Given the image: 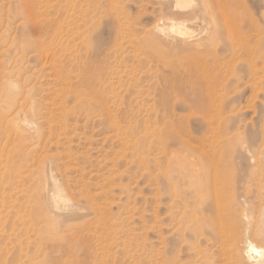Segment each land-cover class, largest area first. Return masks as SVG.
<instances>
[{
    "label": "rangeland",
    "instance_id": "1",
    "mask_svg": "<svg viewBox=\"0 0 264 264\" xmlns=\"http://www.w3.org/2000/svg\"><path fill=\"white\" fill-rule=\"evenodd\" d=\"M70 1L37 0L27 13L22 0H0V264H252L245 240L264 246V0H206L215 14L191 25V43L212 31L218 42L200 53L165 45L181 39L167 30L172 0ZM254 29L247 61L242 39ZM16 114L34 127L25 141ZM44 167L64 212L48 208ZM174 183L190 198L206 187L203 200L219 206L197 237L187 210L171 214ZM235 227L228 251L217 236Z\"/></svg>",
    "mask_w": 264,
    "mask_h": 264
},
{
    "label": "bare ground",
    "instance_id": "2",
    "mask_svg": "<svg viewBox=\"0 0 264 264\" xmlns=\"http://www.w3.org/2000/svg\"><path fill=\"white\" fill-rule=\"evenodd\" d=\"M23 1V7H24V11H26L27 13H30L31 11H32V9L34 8L33 6L37 3V0H22ZM39 1V0H38ZM208 2H210L209 0H207ZM206 0H197V3L196 4H194V2H196L195 0H172V7L171 8H173V10H177V12H175L174 13V15L175 16H172V17H168L167 18V20H168V25H167V30L168 31H170V32H173V33H175L176 35H178V36H180L181 37V39H171V40H168L167 38H164L163 40H164V43H165V45H167L169 48H173V49H182V51H185V53H187V52H191V51H196V52H198V53H200V52H202V48L203 47H205V46H208V47H212L216 42H218V41H216V39H215V36H213V31L212 30H215V28L214 29H211V34H210V36H208V38L206 39V40H204L203 42H201V43H197V44H192L191 42L193 41L192 39H191V35L192 34H190L191 32H190V27H191V25L192 24H194V23H197V22H204V16H210V14L211 13H214V12H212L211 10H210V7L208 8V5H209V3L207 2ZM216 1H218L219 2V0H216ZM170 2V1H169ZM207 2V3H206ZM217 2V3H218ZM43 3V2H42ZM48 4V3H47ZM69 4V3H68ZM68 4H67V6H68ZM219 4V3H218ZM37 5V4H36ZM35 5V6H36ZM194 5V6H193ZM66 6V8H68ZM74 6H76L75 5V3L73 2V0H71L70 1V4H69V8H73ZM219 6V5H218ZM56 7H58V5L56 6ZM214 7V6H213ZM75 8V7H74ZM56 9V8H55ZM65 9V8H64ZM34 10H35V8H34ZM62 10V9H61ZM66 10V9H65ZM70 10V9H69ZM74 10V9H73ZM219 10V9H218ZM246 11V10H245ZM74 12V11H73ZM248 12V11H247ZM38 13H39V11H38ZM65 13H67V11H65ZM32 14H34V13H32ZM46 14V13H45ZM64 14V13H63ZM62 14V15H63ZM215 14V13H214ZM232 14V13H231ZM234 14V13H233ZM232 14V15H233ZM29 15V14H28ZM248 15H249V13H248ZM45 16V15H44ZM211 16H213V14L211 15ZM29 17V16H28ZM34 17H35V15H34ZM63 17H65V16H63ZM234 17V16H233ZM66 18H68L67 16H66ZM30 19V18H29ZM46 19V18H45ZM213 19H214V17L213 18H209V25H210V27H212L213 26V24H215L214 22H213ZM31 20V19H30ZM35 20V19H34ZM24 21V20H23ZM39 22V21H38ZM65 22V21H64ZM24 23V22H23ZM61 23L62 22H60V25H61ZM67 24V23H66ZM252 24H253V21H252ZM255 24V23H254ZM33 25L34 26H37L35 23H33ZM42 25V24H41ZM258 25V24H257ZM252 26V25H251ZM255 26V25H254ZM43 27V26H42ZM253 27V26H252ZM257 27V26H256ZM258 27H259V25H258ZM257 27V28H258ZM54 28V27H53ZM253 28H255V27H253ZM263 28V27H262ZM57 29V28H56ZM37 30H38V28H37ZM46 30V29H45ZM160 30L161 31H164V28H160ZM253 30V29H252ZM63 31V30H62ZM66 31V30H65ZM251 31V30H250ZM260 31L262 32V30H257V29H254V32H255V34L254 35H252V36H246V37H244L243 39L240 37V39H242L243 40V44H244V50H243V54L241 55V56H245V58H247V61H248V58H249V56H251V49H252V46H251V44H250V42L252 41L251 39H252V37L253 36H258V34L260 35L261 33H260ZM39 32V31H38ZM249 32V31H248ZM43 33H45V32H43ZM57 33V32H56ZM242 33V32H241ZM250 33V32H249ZM41 34V33H40ZM64 34H65V32H64ZM69 34V33H68ZM68 34H67V36H68ZM165 34V33H164ZM253 34V33H252ZM54 35H56V34H54ZM237 35H238V33H237ZM246 35H247V33H246ZM264 35V34H263ZM64 36V35H63ZM231 36V35H230ZM261 36V35H260ZM55 37V36H54ZM165 37H166V35H165ZM207 37V36H206ZM228 37V36H227ZM239 37V36H238ZM237 37V38H238ZM247 37H249V38H247ZM53 38V37H52ZM73 38V37H72ZM229 38V37H228ZM233 38V37H232ZM261 38V37H260ZM38 39V38H37ZM66 39V38H65ZM64 39V40H65ZM194 39V38H193ZM261 39H263L264 40V38H261ZM260 39V40H261ZM202 40V39H201ZM230 40V39H229ZM65 41H67V40H65ZM197 41V40H196ZM69 42V41H68ZM71 42V41H70ZM74 42V41H73ZM237 42H238V40H237ZM236 42V43H237ZM241 43H242V41H240ZM252 42H254V41H252ZM261 42V41H260ZM25 43V42H24ZM62 43V42H61ZM63 43H64V41H63ZM261 43H263V42H261ZM69 44V43H68ZM217 44V43H216ZM8 45V44H7ZM53 45V44H52ZM240 45V44H239ZM262 45H264V44H262ZM42 46H43V42H42ZM44 47H45V45H44ZM67 47H68V45H67ZM235 47V46H234ZM241 47V46H240ZM261 47V46H260ZM263 47V46H262ZM261 47V48H262ZM47 48V47H46ZM49 48H50V46H49ZM31 49V48H30ZM64 49H65V47H64ZM211 49H213V47L211 48ZM243 49V48H242ZM254 49V48H253ZM252 49V50H253ZM262 49H264V47L262 48ZM62 50V49H61ZM73 50H75V49H73ZM237 50V49H236ZM261 50V49H260ZM51 51V50H50ZM65 51V50H64ZM218 51V50H217ZM239 51V50H238ZM238 51H236V52H238ZM43 52H45V51H43ZM48 52V51H47ZM70 52V51H69ZM68 52V53H69ZM260 52V51H259ZM258 52V53H259ZM52 53V52H51ZM71 53V52H70ZM69 53V54H70ZM234 53V52H233ZM239 53H240V51H239ZM64 53H62V55H63ZM235 54V53H234ZM233 54V55H234ZM253 54V53H252ZM60 55V54H59ZM66 55V54H65ZM64 55V56H65ZM237 55V54H236ZM57 56V55H56ZM75 56V55H74ZM235 56V55H234ZM255 56V55H254ZM54 56H52V58H53ZM73 57V56H72ZM228 57V56H227ZM57 58V57H56ZM59 58V57H58ZM69 58V57H68ZM186 58V57H185ZM240 58V57H239ZM67 60H69V59H67ZM70 60H71V58H70ZM249 60H250V58H249ZM256 60V59H255ZM76 61V60H75ZM263 61V60H262ZM207 62V61H206ZM52 63V62H51ZM72 63V62H71ZM256 63V62H255ZM58 64V63H57ZM68 64V63H67ZM74 64H75V62H74ZM73 64V65H74ZM246 64H248L249 65V62L248 63H246ZM69 65H70V63H69ZM68 65V66H69ZM247 65V66H248ZM54 66H58V65H56V64H54ZM61 66V65H60ZM59 67V66H58ZM57 67V68H58ZM65 67V66H64ZM252 67V66H251ZM256 67V66H255ZM56 68V67H55ZM56 68V69H57ZM192 68V67H191ZM258 68V67H257ZM63 69V68H62ZM71 69V68H70ZM263 70V69H262ZM62 71L63 70H61V71H59V72H61L62 73ZM71 71V70H70ZM73 71V70H72ZM190 71H192V69H190ZM258 71V70H257ZM68 73V72H67ZM66 73V74H67ZM70 73V72H69ZM197 73V72H196ZM198 73H203V71H198ZM256 73V72H255ZM257 73H259V72H257ZM200 76H202V75H200ZM77 77V76H76ZM251 77H253V76H251ZM260 77V76H259ZM263 76H261L260 78H262ZM67 78V77H66ZM85 78H87L86 76H85ZM250 78V77H249ZM10 79V78H9ZM252 79V78H251ZM85 80H90V79H85ZM11 81V80H10ZM13 81V80H12ZM256 81H258V80H256ZM261 80L259 79V82H260ZM7 82H8V80H7ZM13 82H15V80L13 81ZM199 82L202 84V81H200L199 80ZM251 82V81H250ZM4 83H6V82H4ZM3 83V84H4ZM9 83V82H8ZM198 83V82H197ZM252 83V82H251ZM15 84V83H14ZM192 84V83H191ZM195 85H196V83H195ZM195 85H191V86H193L194 88H195ZM3 86V85H2ZM8 86V85H7ZM17 86V85H16ZM22 86V85H21ZM199 86V85H198ZM251 86V85H250ZM258 87H259V85H257ZM264 86V85H263ZM10 87V86H9ZM186 87V86H185ZM201 87H202V85H201ZM200 87V88H201ZM194 88L192 89L193 91H194ZM2 89V88H1ZM190 89H191V87H190ZM198 89H199V87H198ZM201 89H203V88H201ZM6 90H7V88H6ZM16 90V89H15ZM262 90H263V88H262ZM75 91H76V89H75ZM196 91V90H195ZM194 91V92H195ZM200 90H198L197 92H199ZM202 91V90H201ZM18 92H19V90H18ZM21 92V91H20ZM197 92H195L196 94H197ZM203 92V91H202ZM3 93V92H2ZM6 93V92H5ZM8 94L10 95V96H8V97H12V98H14L13 96H14V90H13V88L11 87L10 88V91L8 92ZM7 94V95H8ZM198 94H200V93H198ZM6 95V94H5ZM16 96H17V94H16ZM15 96V98H17ZM11 98V99H12ZM23 98H25V97H23ZM17 100V99H16ZM26 100V99H25ZM24 100V101H25ZM195 101V100H194ZM1 102V101H0ZM17 102V101H16ZM15 102V103H16ZM195 102H197V101H195ZM19 104V103H18ZM29 104V103H28ZM32 104V103H31ZM103 104V103H102ZM200 105V103H198V106ZM215 105H217V104H215ZM25 106V105H24ZM23 106V107H24ZM220 106V105H219ZM6 107V106H5ZM31 107V106H30ZM34 107V106H33ZM25 108H27V105H26V107ZM32 108V107H31ZM194 108H196V107H194ZM6 110V109H5ZM19 110V112H20V110H21V108L20 109H17V111ZM24 110V109H23ZM34 110V109H33ZM213 110V109H212ZM218 110V109H217ZM7 111V110H6ZM221 111V110H220ZM18 112V113H19ZM24 112V111H23ZM9 113V112H8ZM16 113V112H15ZM20 114H23V113H20ZM20 114H16V117L15 118H17V119H19L20 120V123H13V131H15V133H16V135L17 136H15V138H17L18 137V139L20 140V139H22V140H26V139H29L28 138V133L29 132H31L32 130H33V128H32V130L30 131V129H29V125H32V123H31V121H30V119H28L25 115H20ZM10 116V115H9ZM14 116V115H13ZM12 116V117H13ZM2 117V116H1ZM0 117V118H1ZM18 117H20V118H18ZM4 119V118H3ZM9 120H10V118H8ZM14 119V118H13ZM17 119H14L15 121L17 120ZM6 121V120H5ZM18 121V120H17ZM33 121V120H32ZM2 122V124H3V121H1ZM1 122H0V124H1ZM11 124H12V118H11ZM11 124L9 125V124H7V125H9V126H11ZM5 125H6V123H5ZM6 125V126H7ZM34 125V124H33ZM2 126V125H1ZM4 126V125H3ZM5 126V127H6ZM35 126H37V124L35 125ZM8 127V126H7ZM2 128V127H1ZM11 129L12 128H10V131L9 132H12L11 131ZM36 129V128H35ZM38 131H39V129H38ZM180 131V130H179ZM178 131V132H179ZM4 132V131H3ZM177 132V133H178ZM184 132H186V131H184ZM6 133V132H5ZM183 133V132H182ZM187 133V132H186ZM3 134V133H2ZM7 134V133H6ZM14 134V133H13ZM34 134L36 135V132H34ZM171 134V136L173 135L172 133H170ZM181 134V133H180ZM179 134V135H180ZM1 135V134H0ZM5 135V134H4ZM8 135V134H7ZM12 135V134H11ZM40 135V134H39ZM13 136V135H12ZM1 137H2V135H1ZM9 137V136H8ZM187 137V136H186ZM7 138V137H6ZM6 138H4L5 140H6ZM39 139H41V137H38ZM175 138V137H174ZM31 139V138H30ZM180 139V138H179ZM18 140V141H19ZM1 141H3V140H1ZM0 141V142H1ZM9 141V140H8ZM7 141V142H8ZM32 141V140H31ZM11 142H13V141H11ZM186 142V141H185ZM4 143V142H3ZM5 144V143H4ZM16 144V146L17 145H19V142H17V143H15ZM30 144V143H29ZM33 144V143H32ZM183 144V143H182ZM1 145V144H0ZM7 145V144H6ZM19 146H21V145H19ZM18 146V147H19ZM30 146V145H29ZM28 146V147H29ZM8 147V146H7ZM13 148H14V146H12ZM27 147V146H26ZM4 148V147H3ZM6 148V147H5ZM4 148V149H5ZM22 148H23V146H22ZM21 148V149H22ZM34 148V147H33ZM7 149V148H6ZM13 150V149H12ZM34 150H35V148H34ZM33 151V150H32ZM25 152H27V151H25ZM6 153V152H5ZM182 154V153H181ZM6 154H4V156L3 157H5L6 158V156H5ZM9 155H10V153H9ZM13 155V154H12ZM24 155V154H23ZM11 157H13V156H11ZM2 158V157H1ZM10 158V157H9ZM14 158V157H13ZM13 158H11V159H13ZM16 158H17V156H16ZM184 158V157H183ZM8 159V158H7ZM23 159H26V158H22V160ZM3 160V159H2ZM9 160V159H8ZM4 161H5V159H4ZM11 161V160H10ZM9 161V162H10ZM19 161H21V160H19ZM18 161V162H19ZM45 162H46V160H44ZM2 162V161H1ZM0 162V163H1ZM8 162V163H9ZM29 162V161H28ZM27 162V163H28ZM45 162H42V163H44V164H46ZM182 162V161H181ZM47 163H48V161H47ZM183 163V162H182ZM185 163V162H184ZM1 165V164H0ZM19 165V164H18ZM173 165V164H172ZM215 165V164H214ZM2 166V165H1ZM4 166V165H3ZM3 166L2 167H0V168H3ZM7 166V165H6ZM23 166V165H22ZM29 166V165H28ZM27 166V167H28ZM39 166V165H38ZM41 166V165H40ZM44 166H46V165H44ZM167 166V165H166ZM13 167H15V165L13 166ZM17 167V166H16ZM43 167V166H42ZM19 168V167H18ZM18 168H16V169H18ZM25 168H26V166H25ZM38 168V167H37ZM40 168V167H39ZM38 168V169H39ZM44 168H46V167H44ZM169 168V167H168ZM167 168V169H168ZM185 168V167H184ZM187 168V167H186ZM259 168V167H258ZM257 168V169H258ZM261 168V167H260ZM4 169V168H3ZM9 169V167L7 168V170ZM15 169V170H16ZM22 169V168H21ZM191 169V168H190ZM194 169V168H193ZM2 169H0V171H1ZM12 170V169H11ZM26 170H27V168H26ZM30 170H32V169H29V171ZM198 170V169H197ZM259 171H260V169H258ZM17 171V170H16ZM20 171H22V170H20ZM41 171V170H40ZM163 171H166V170H163ZM259 171H258V173H259ZM4 172H6V170L4 171ZM13 172H14V170H13ZM23 172V171H22ZM31 172V171H30ZM162 172V171H161ZM176 172V171H175ZM186 172V171H185ZM187 173V172H186ZM5 174V173H4ZM8 174H9V171H8ZM31 174V173H30ZM5 175H7V174H5ZM32 175V174H31ZM34 175V174H33ZM38 175H40V174H38ZM42 175V174H41ZM20 176V175H19ZM44 183H45V187H44V195H45V198L47 199V201H48V208L52 211V212H54V213H58L59 211H61L62 209H65L66 208V199H65V197L63 196V194H62V190H61V187H60V185H59V183L57 182V180L54 178V176L52 175V173H51V169L49 168V167H47L46 169H45V172H44ZM61 176V175H60ZM194 176H195V174H194ZM11 177V176H10ZM16 177V176H15ZM166 177V176H165ZM17 178H19V177H17ZM21 178V177H20ZM36 178V177H35ZM42 178V177H41ZM61 179H62V177H61ZM197 179V178H196ZM215 179H217V178H215ZM2 180V179H1ZM20 180H22V179H20ZM20 180H18V181H20ZM31 180V179H30ZM171 180V179H170ZM189 180V179H188ZM203 180H204V182H203V184H204V186H208V187H211V185H212V188H214V179L213 178H210V177H206L205 175L203 176ZM5 181V180H4ZM17 181V180H16ZM64 181V180H63ZM63 181H62V183H63ZM172 181V180H171ZM11 183H13V181H10ZM43 182V181H42ZM0 183H1V181H0ZM2 183H4V182H2ZM1 183V184H2ZM37 183V182H36ZM34 184H35V182H34ZM33 184V185H34ZM65 184V183H64ZM64 184H63V186H64ZM10 185V184H9ZM13 185V184H12ZM17 185V184H16ZM160 185V184H159ZM35 186V185H34ZM176 186H177V184H176ZM3 187V186H2ZM11 188V187H10ZM33 188V187H32ZM43 188V187H42ZM14 189V188H13ZM65 189H66V187H65ZM231 189H233V188H231ZM6 190V189H5ZM10 189H8V190H6L7 192L9 191ZM31 190V189H30ZM205 190H207V188L205 187V189L202 187V190H200L199 192H200V194L199 193H197L195 196H193V197H189L188 196V194H186L185 192H180V190H177V188L175 187V183L174 184H171V187H170V196H171V203H170V209H171V214L172 215H174V208H179V209H181L182 211H181V213L183 214L184 212H185V214L187 213L186 212V210L188 211V213H187V216H189V219H190V221L192 222V225L190 226V232L192 233V236L193 237H197L200 233H203V232H201L202 231V229L203 228H207L208 226H213V224H215L214 222H213V218L214 217H212V215H211V212H212V210H216L217 211V208L219 207H217V203L216 202H214V204L211 206V208L209 207V205L208 204H206V202L203 200V195L201 194L202 192H204ZM33 191V190H32ZM38 191V190H37ZM67 191V190H66ZM159 191V190H158ZM17 192H19V191H17ZM20 192H22V191H20ZM25 192V191H24ZM230 192V191H229ZM3 193V192H2ZM13 193V192H12ZM31 193H33V192H31ZM68 193V192H67ZM159 193L160 192H158V195H159ZM18 194V193H17ZM26 195H27V192L25 193ZM40 194V193H39ZM229 194V193H228ZM3 195V194H2ZM14 195V194H13ZM24 195V194H23ZM205 195V194H204ZM231 195H233V194H231ZM10 196H12L11 194H10ZM31 196V195H30ZM32 196H34L35 197V195L34 194H32ZM161 196V195H160ZM225 196H227V195H225ZM24 196H22V198H23ZM18 198V197H17ZM33 198V197H32ZM36 198V197H35ZM34 198V199H35ZM38 198V197H37ZM168 198V197H167ZM39 199H41V198H39ZM170 199H168V200H170ZM227 199V198H226ZM26 200V199H25ZM24 200V201H25ZM27 201V200H26ZM25 201V205H26V202ZM30 201V200H29ZM32 202L34 201H37V199L36 200H31ZM30 201V202H31ZM159 201H160V198H159ZM162 202V201H161ZM29 203V202H28ZM39 203H41V202H39ZM163 203H164V200H163ZM29 204H31V203H29ZM42 204V203H41ZM162 204V203H161ZM167 203H165V205H166ZM262 204V203H261ZM264 204V203H263ZM262 204V205H263ZM39 205V204H38ZM44 205H45V203H44ZM168 205V204H167ZM28 206V205H27ZM40 206V205H39ZM256 206H258V205H256ZM26 207V206H25ZM45 207V206H44ZM44 207H42V208H44ZM75 207V206H74ZM31 208V207H30ZM30 208H28V210L30 209ZM27 209V208H26ZM39 209V208H38ZM163 209H164V207H163ZM169 209V210H170ZM165 210V209H164ZM163 210V211H164ZM47 211H48V209H47ZM259 211H260V209H259ZM27 212V211H26ZM31 212V211H30ZM43 212V211H42ZM61 212H64V211H61ZM167 212H168V210H167ZM179 212V211H178ZM24 213V212H23ZM164 213H166L165 211H164ZM180 213V212H179ZM228 213V212H227ZM231 213V212H230ZM25 214H27V213H25ZM181 214V215H182ZM16 215V214H15ZM175 215H178V214H175ZM220 215V214H219ZM226 215V214H225ZM224 215V216H225ZM229 215V214H228ZM64 216V215H63ZM186 216V218H188ZM221 216V218L223 217L222 216V214L220 215ZM230 216H232V213H231V215ZM23 217V216H22ZM226 217V216H225ZM228 217V216H227ZM226 217V218H227ZM27 218V217H26ZM224 218V217H223ZM229 218V217H228ZM257 218H259V217H257ZM2 219V218H1ZM0 219V220H1ZM28 219V218H27ZM30 219V218H29ZM31 219H32V217H31ZM217 219V218H216ZM216 219H214V221L216 220ZM230 219V218H229ZM20 220H22L21 219V217H20ZM178 220H179V218H178ZM187 220V219H186ZM222 220H224V219H222ZM29 220H27V222H28ZM60 221H62V219L60 220ZM160 221H161V219H160ZM5 222V221H4ZM179 222V221H178ZM189 222V221H188ZM164 223V222H163ZM218 223V222H217ZM232 223H234V220H233V222ZM3 224V223H2ZM33 224H36V223H33ZM38 224V223H37ZM65 224V223H64ZM171 224V223H170ZM169 224V225H170ZM264 224V223H263ZM31 225H32V222H31ZM160 225V224H159ZM174 225V224H173ZM224 225H225V223H224ZM227 225H228V223H227ZM186 226V225H185ZM216 226V225H215ZM222 226V225H221ZM226 226V225H225ZM160 227V226H159ZM173 228H175V225L172 227V229ZM229 228V227H228ZM36 229V228H35ZM181 229V228H180ZM37 230V229H36ZM219 230V229H218ZM221 230V229H220ZM221 231H223V230H221ZM220 231V232H221ZM229 231V230H228ZM160 232V231H159ZM170 232V231H169ZM219 232V231H218ZM217 232V233H218ZM160 235H161V233H159ZM213 234V233H212ZM226 234H227V232H226ZM163 235V234H162ZM204 235V234H203ZM214 235V234H213ZM200 237V236H199ZM217 237H219L220 239H222V240H224L225 241V243H223L222 242V244H225V245H227L228 246V251L229 250H233V251H235V249H236V242H237V240L239 239V237H240V233L238 232V230L236 229V227L235 228H232L231 229V231H230V233L228 234V235H224V234H220V235H218ZM162 238V237H161ZM164 238V237H163ZM204 238V237H203ZM165 239V238H164ZM199 239V238H198ZM214 239H217V238H215L214 237ZM166 240V239H165ZM186 240V239H185ZM184 240V241H185ZM219 241V240H218ZM183 242V241H182ZM197 242V241H196ZM159 243V242H158ZM166 243V242H165ZM165 243H163V244H165ZM195 243V242H194ZM216 243V242H215ZM245 248H244V255H245V257H246V260L248 261V262H251L252 264H264V246L263 245H259V244H257L255 241H253V240H251V239H246L245 240ZM161 244V243H160ZM220 244V243H219ZM221 244V246L223 247L224 245H222ZM212 245V244H211ZM238 245V244H237ZM225 247V246H224ZM216 248V247H215ZM221 248V247H220ZM226 248V247H225ZM239 248V247H238ZM159 249V251H161L160 250V248H158ZM164 249V248H163ZM221 250V249H220ZM219 251V250H218ZM222 252H224V251H222ZM221 251L220 252H217V253H222ZM226 252V251H225ZM231 252L232 251H230L229 253L231 254ZM177 253H178V251H177ZM205 253V252H204ZM216 253V252H215ZM216 253V254H217ZM234 253V252H233ZM158 254V253H157ZM161 254H163L162 252H161ZM158 255V256H163V255ZM215 255V254H214ZM220 255V254H219ZM228 255V254H227ZM175 256V255H174ZM196 256H197V254H196ZM204 256V255H203ZM232 256V255H231ZM234 256V255H233ZM176 257V256H175ZM178 257V256H177ZM208 257V256H207ZM217 257V256H216ZM215 257V258H216ZM226 257V256H225ZM224 257V258H225ZM169 258V257H168ZM213 258V257H212ZM218 258V257H217ZM221 257H219L218 259H220ZM237 258V257H236ZM235 258V259H236ZM239 258V257H238ZM244 258V257H243ZM159 259V258H158ZM160 259H162V258H160ZM165 259V258H164ZM233 259V258H232ZM241 260V259H240ZM163 261V260H162ZM181 261V260H180ZM194 261V260H193ZM218 261V260H217ZM161 262V261H160ZM178 262V264H179V261H177ZM224 262V261H223ZM222 262V263H223ZM162 263V262H161ZM164 263V262H163ZM170 263L171 264H173V261H171L170 260ZM214 263H215V261H214ZM213 263V264H214ZM225 263V262H224ZM165 264H166V262H165ZM218 264V263H217ZM225 264H237L236 262H234V261H231L230 260V258H228V260L226 261V263ZM239 264V263H238Z\"/></svg>",
    "mask_w": 264,
    "mask_h": 264
}]
</instances>
